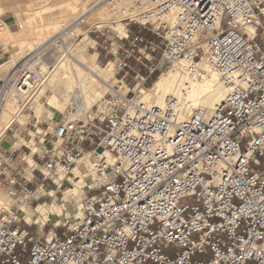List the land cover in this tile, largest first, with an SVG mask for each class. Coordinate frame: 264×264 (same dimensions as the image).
<instances>
[{"label": "built area", "instance_id": "1", "mask_svg": "<svg viewBox=\"0 0 264 264\" xmlns=\"http://www.w3.org/2000/svg\"><path fill=\"white\" fill-rule=\"evenodd\" d=\"M95 7L106 19L93 42L116 57L117 87L86 119H29L35 151L5 156L1 172L0 264H264V0ZM6 27L1 19L0 113L11 102L30 114L59 38L5 61L16 48ZM205 66L223 92L212 110L183 108L186 96L144 100L164 72L195 81ZM79 163L88 179L76 215L34 239L22 209L80 182Z\"/></svg>", "mask_w": 264, "mask_h": 264}, {"label": "rangeland", "instance_id": "2", "mask_svg": "<svg viewBox=\"0 0 264 264\" xmlns=\"http://www.w3.org/2000/svg\"><path fill=\"white\" fill-rule=\"evenodd\" d=\"M97 1L98 0H93L90 2L88 6L90 12L86 15V17H84L86 19L85 22H83L84 18L82 19V17L80 16V9H77L74 12L70 11L67 15L65 14L67 19L66 22L62 23L57 28L45 29L40 35H38L37 27L41 24H45L50 18L54 17L58 12H60L61 6H63L62 9L67 8L66 0H33L32 2H29L27 0H6L5 2H3V6L0 7V20H5L6 24L8 25L4 33V38L9 43L14 42L16 46V48L9 51V54H7V56L4 58L5 61L8 59V56L13 57L18 53L21 57H23L28 53L34 51L39 45H42L43 43L49 41H53L56 38H59V41H56L54 43L53 50L49 52L48 56L51 62L50 70L53 67L54 70L47 82L40 88L39 96L37 97L35 104L31 107V113L29 114L30 111H23L18 113L20 114V116L18 114H16V116L15 114L12 115V118L17 119L9 128V130H7L6 134L0 138V141H2L6 136H11L14 137L17 147L24 144L35 151L37 144L34 143V141L30 142L29 137V135L33 136L34 132L32 131V128L30 126H26L30 118L36 117L39 119V121H46L51 118H54L57 121H66L72 119L71 117H69V114L73 113L74 110L70 106H67L63 110H57L51 106L50 101V98L56 96L57 94L55 88L53 90V88L51 87V82L58 77L59 72L57 71L60 69L65 55L67 56L68 60H70V62L75 64V66H77L78 68L81 67L82 69L86 70L85 64H87L93 66L96 69V80L98 79L97 81L99 83H103L102 86L105 85V87L107 88V91L103 97H105V95H109V93L112 92L113 87H117V82L114 78V74L110 78L104 76V73H106L108 69H111L112 73L115 71L116 57L97 50L95 48V43L93 42L95 33H93L92 31H94L96 26L101 25L106 19L104 9H97L95 7ZM26 6H28L29 9H32V11L25 13L22 10H19L20 7ZM91 15H93V18L91 17L90 20H95L94 17L98 19L96 24L90 25L89 23H87L90 18L89 16ZM29 18L31 21L29 22V24H27L26 21ZM10 32L13 33V35L10 34ZM78 53L79 55L84 56V60L78 57ZM10 66L11 64L8 63L4 68L7 69ZM103 70L105 71L103 72ZM97 73L99 74L97 75ZM164 74L167 73L164 72ZM154 82L147 86V90L152 89ZM9 103L8 105L10 107L12 106L13 110L16 111L13 104L11 102ZM99 104L100 101L95 103L96 106H98ZM198 107L203 108L201 105L196 106V108ZM92 111L93 110H90V113ZM21 116H23L24 118ZM20 117L21 120H23L22 122L19 121ZM23 151L26 150L23 149ZM26 160L31 163L30 158H27ZM6 166V157L0 152V201L5 199L6 194L5 189L2 187V183H4L5 177L1 175V172L4 170V168H6ZM82 176L84 177L83 173ZM81 179L82 178L80 177L79 180ZM87 179V177H84V181L81 184H77L78 181L72 180L66 182L65 184L67 185L63 186L62 189H60L54 195L57 199V204L54 206V208H52V210L46 216L42 217L39 220L35 218L31 223L22 220V228L31 233V237H33L34 239L45 238L50 231L59 229L58 227L60 226V223L63 222L67 214H70L72 216L76 215L78 205L74 196L65 195L64 189L66 187L71 189L76 188L77 190H79V194L83 192L84 199L86 197L85 185ZM56 188L52 187L50 190H47V192L52 191ZM50 201L51 197L49 198V196H47L45 202L49 203ZM39 204L44 203L41 200ZM36 206L38 205H35L34 209H37ZM31 212L35 213V210H32Z\"/></svg>", "mask_w": 264, "mask_h": 264}, {"label": "bare ground", "instance_id": "3", "mask_svg": "<svg viewBox=\"0 0 264 264\" xmlns=\"http://www.w3.org/2000/svg\"><path fill=\"white\" fill-rule=\"evenodd\" d=\"M5 1L6 0H0V7L3 6L2 4ZM27 1L32 2L33 0ZM91 1L93 0H66L67 8L62 9L63 6H61L60 12H58L54 17L50 18L45 24L39 25L37 27L38 35H40L45 29L57 28L62 23L66 22V15L70 11L74 12L75 10L80 9V16L83 19L90 12L88 6ZM19 10H22L25 13L32 11V9H29L28 6L20 7ZM89 17L90 18L87 23H89L90 25L97 23L98 19L96 17H94L95 20H90L91 17L93 18V15ZM30 21V18L27 19V24H29ZM85 21L86 19L84 18L83 22ZM10 34L13 35V33L11 32ZM78 57L84 60V56L79 55V53ZM6 65L7 64L3 65V67H5ZM85 68L86 70L82 69L81 67L78 68L77 66H75V64L70 62V60H68L67 56L65 55L63 63L61 64L60 69L57 71L59 72L58 77L55 78L53 81L51 79L52 82L50 81L53 90L55 88V91H57L56 96H51L52 98H50L51 106L57 110H63L67 106L72 105L74 112L69 114V117L72 118L69 119L71 121L86 119L89 110L95 105L96 102H99L104 98L103 96L107 91L105 85L102 86L103 83H99L97 81L98 79L96 80V69L93 66L87 64H85ZM203 70L204 72L202 73V77L195 81H188L186 76H183L180 72H175L172 74H163L154 82L152 89L148 90V92L145 91L144 100H150L154 104L162 105L166 98L171 95L177 96L179 98H183L184 96H186V98H189L191 100V105L188 106L187 101V103L183 105L185 106L183 108L190 110L191 107L195 108L196 106L201 105L207 110H212L217 104L222 101L223 92L221 89V84L217 79V76L209 69V67L205 66ZM104 71L105 70H103V72ZM98 74L99 73H97V75ZM113 74L114 72L112 73L111 69H108L106 73H104V76L110 78L113 76ZM187 82L189 86L185 87V84ZM181 87L183 89H180ZM77 90H80L81 93L76 95L75 97V91ZM184 90L185 92L183 93L182 91ZM14 114L16 116V114L18 113L14 111L13 107H10L8 103L2 108V112L0 113V138L6 134L7 130H9L12 124L16 121L17 118H12V115ZM18 115L20 116V114ZM21 117L19 118V121L22 122L23 120H21ZM81 171L82 165L81 163H79L77 168L75 169V175L80 176L82 179L77 184H81L84 181V177L82 176ZM65 185L67 184H59L56 189L52 190L49 193V198L51 197V201L49 203L41 204L37 209H32L28 206H25L22 209L23 217L25 216L24 219L28 223H31L34 221L35 218L39 220L42 217L46 216L57 204V199L54 196L55 193L62 189V187ZM78 192L79 190H77L76 188L71 189L66 187L64 189L65 195H72L76 198L78 204L77 207L79 206V203L83 200L84 197L83 192H81L80 194ZM32 210H35V213H32Z\"/></svg>", "mask_w": 264, "mask_h": 264}, {"label": "crops", "instance_id": "4", "mask_svg": "<svg viewBox=\"0 0 264 264\" xmlns=\"http://www.w3.org/2000/svg\"><path fill=\"white\" fill-rule=\"evenodd\" d=\"M27 145H20L19 147L16 146V141L14 140V137L6 136L3 138L0 144V152L1 154L8 157L10 154L15 153L18 157V160L21 158V155L23 153H27ZM25 149L26 151H23ZM20 161V160H19Z\"/></svg>", "mask_w": 264, "mask_h": 264}]
</instances>
